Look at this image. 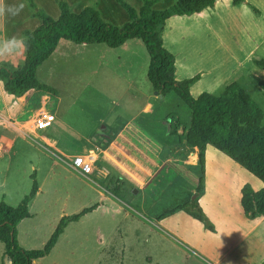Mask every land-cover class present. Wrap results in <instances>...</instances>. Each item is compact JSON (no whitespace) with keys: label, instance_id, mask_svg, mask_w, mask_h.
I'll list each match as a JSON object with an SVG mask.
<instances>
[{"label":"rangeland","instance_id":"rangeland-1","mask_svg":"<svg viewBox=\"0 0 264 264\" xmlns=\"http://www.w3.org/2000/svg\"><path fill=\"white\" fill-rule=\"evenodd\" d=\"M63 1L72 13L91 8L99 13L104 23L122 28L130 21L123 5L138 11L144 0ZM150 1H154L153 9L156 11L168 9L178 2ZM20 2L24 1H9L5 7ZM24 3L25 7L15 16L14 24L5 21L4 36H22L24 30L30 31L33 24L38 22V18L32 19L35 10ZM34 3L38 11L51 19L59 17L56 0H34ZM1 26L4 24L0 21V37ZM160 37L163 47L177 62L175 80L198 77L189 89L193 98L201 93L218 96L227 85L236 82L261 108L264 127V92L260 87L264 83V68L254 64L255 60H264V0H243L238 6H234L232 0H216L213 9L189 17H171L162 26ZM66 43L68 47L58 46L36 72L37 81L52 89L54 94L30 92L28 96H33L31 105L40 96L46 95L50 100L47 103L56 115L63 111L65 117L68 115L84 123L102 119L105 121L104 126L111 127L119 125L120 115H135L148 102L155 118L138 119L148 133L163 140L168 147H173L174 152L177 149L181 153L184 147L189 148L184 142L183 127L188 126L191 111L175 93L154 97L155 91L146 76L149 57L141 41L131 40L117 49L98 44L82 48ZM6 63L14 66L10 61ZM34 109L28 105L26 110L31 114ZM170 128L173 135L168 134ZM51 134L64 139L65 144L69 145L70 136L59 125ZM191 151L197 155L194 150ZM167 152L170 153V150ZM204 160L205 176L200 193L191 192V180L187 182L179 177L171 188L174 192L156 201L135 193V188L126 189L122 197L135 206L145 202L144 209L155 214L189 204L190 207L177 211L176 216L186 219V213H189L190 221L194 224V235L190 239L199 249L210 251L213 247L217 256L238 258L229 264H262L264 218L257 217L254 220V231L261 236L259 250L248 254L245 247L247 241L236 248L233 241L243 236L251 221L246 219L240 205L241 189L249 186L253 191H258L263 184L211 145L206 146ZM97 165L89 177L97 175ZM189 167L194 169L191 163ZM21 169L22 172L25 170L24 163ZM194 176L197 183L198 172ZM230 229L233 231L228 232ZM249 235L254 236V232L247 234V240L251 237ZM4 258V246L0 243V264H9ZM53 261L55 264H76L74 258H53ZM119 262L124 264V258H119Z\"/></svg>","mask_w":264,"mask_h":264},{"label":"crops","instance_id":"crops-1","mask_svg":"<svg viewBox=\"0 0 264 264\" xmlns=\"http://www.w3.org/2000/svg\"><path fill=\"white\" fill-rule=\"evenodd\" d=\"M9 1L13 0H3L4 6ZM15 19V16L7 13L0 16L4 24L1 26V37H5V21L14 24ZM32 19L35 20L33 13ZM37 21L30 31L40 26L41 21ZM63 42L60 41L58 46L68 47L66 45L69 44ZM92 45L95 44L77 46L87 48ZM23 60L24 51L0 62L10 61L13 67H17ZM248 62L251 63L250 60ZM30 92L39 91L31 90L23 97H12L3 91L0 82V201L3 200L9 207L19 205L31 189L30 175L33 170L36 171L38 184V193L29 206L34 217L24 219L17 226L19 246L23 249H42L63 214H77L100 201L104 204L78 222L69 223L50 253L35 260L33 264H55L53 258H74L76 264H120L119 258H124V264H225L227 261L229 264L234 258L238 259L236 256H217L213 247L210 251L199 249L190 239L194 235V224L190 221L189 213H186L187 220L176 216V211L157 221L165 212L150 213L144 209L145 202L135 206L122 197L126 189L129 191L135 188V193L156 201L174 192L171 188L179 177L187 182L191 180V192L196 191L194 174L198 172V163L197 155L191 150L198 154L197 149L184 147L181 153L177 149L174 152L173 147H168L163 140L149 134L138 120L155 118L148 102L135 115H120L119 125L111 127L104 126L105 121L102 119L84 123L68 115L65 117L63 111L58 115L54 113L56 123L51 132L59 125L70 136L69 145L65 144L64 139L56 137L60 141L61 150H69L83 142L97 149V175L89 177L20 129L30 114L22 118L28 105L36 110L50 101L48 96L42 95L31 105L33 96H28ZM157 96L158 93L154 94V97ZM168 134L173 135L171 128ZM109 140L107 147L102 149ZM23 163L25 170L22 172ZM190 163L194 165L193 170L189 167ZM117 181L124 183L120 186V194L126 202L101 186L109 183L113 188ZM256 219H250L243 236L233 241L235 248L247 241L245 247L248 254L260 249L261 236L254 231ZM251 232H254V236L249 235L251 237L247 240V234Z\"/></svg>","mask_w":264,"mask_h":264},{"label":"trees","instance_id":"trees-1","mask_svg":"<svg viewBox=\"0 0 264 264\" xmlns=\"http://www.w3.org/2000/svg\"><path fill=\"white\" fill-rule=\"evenodd\" d=\"M24 1L35 10L33 17L38 18L41 24L33 31L22 33L28 47L20 65L13 67L0 62V82L6 94L15 98L23 97L31 90L54 94L52 89L37 81L36 72L53 55L60 41L75 45L99 44L117 49L127 41L139 40L144 44L149 57L146 76L152 89L161 96L175 93L191 111L189 124L183 127V135L186 146L198 151L196 192L200 193L203 189L204 153L206 146L211 145L263 184L258 191L244 186L241 189L240 205L249 219L264 218V127L261 108L236 82L227 85L218 96L201 93L193 98L189 89L198 77L175 80V58L163 47L160 37L162 26L171 17L192 16L213 9L216 0H178L175 5L161 11L154 10V1L150 0H144L138 11L123 5L130 21L122 28L104 23L99 13L91 8H85L77 14L72 13L63 0H56L60 11L56 20L38 11L34 0ZM242 2L243 0H232L234 6ZM254 64L264 68V60H255ZM260 87L264 92V83ZM26 114L27 110L22 118ZM109 142L110 140L102 149ZM30 179L31 189L19 205L9 207L3 200L0 201V243L4 246V260L9 264H33L35 260L46 257L69 223L78 222L104 205L100 201L77 214H63L42 249H23L17 243V226L24 219L34 217L29 206L38 193L35 170ZM115 184L113 188L109 183L101 186L126 202L120 194V186L124 183L117 181ZM188 207L189 204H184L169 210L159 216L157 221Z\"/></svg>","mask_w":264,"mask_h":264},{"label":"built area","instance_id":"built-area-1","mask_svg":"<svg viewBox=\"0 0 264 264\" xmlns=\"http://www.w3.org/2000/svg\"><path fill=\"white\" fill-rule=\"evenodd\" d=\"M48 104L34 110L23 121L21 128L28 136L40 141V143L51 151L62 156L64 161L79 170L83 175L90 176L95 172L98 161V151L86 142L72 146L69 150H61L60 141L51 133L55 123V114Z\"/></svg>","mask_w":264,"mask_h":264},{"label":"clouds","instance_id":"clouds-1","mask_svg":"<svg viewBox=\"0 0 264 264\" xmlns=\"http://www.w3.org/2000/svg\"><path fill=\"white\" fill-rule=\"evenodd\" d=\"M24 7V2L5 7L3 0H0V16L5 15V13L11 16H17ZM27 47V40L24 36L13 35L0 37V61H5L10 57L20 54L22 51H26Z\"/></svg>","mask_w":264,"mask_h":264},{"label":"water","instance_id":"water-1","mask_svg":"<svg viewBox=\"0 0 264 264\" xmlns=\"http://www.w3.org/2000/svg\"><path fill=\"white\" fill-rule=\"evenodd\" d=\"M154 94H157V92H155ZM161 97V96H160ZM136 190H134V192H135Z\"/></svg>","mask_w":264,"mask_h":264}]
</instances>
